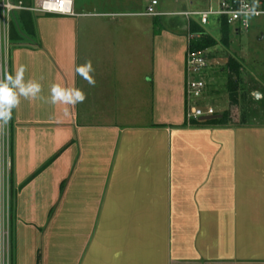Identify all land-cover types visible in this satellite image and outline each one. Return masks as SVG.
Wrapping results in <instances>:
<instances>
[{
	"label": "crops",
	"instance_id": "crops-1",
	"mask_svg": "<svg viewBox=\"0 0 264 264\" xmlns=\"http://www.w3.org/2000/svg\"><path fill=\"white\" fill-rule=\"evenodd\" d=\"M179 1L156 8L192 9ZM151 2L92 0L90 10L75 3V15L33 14L34 33L20 15L0 78L6 63L12 74L23 65L42 91L21 97L0 129V264L11 179L13 264H264V114H235L242 100L264 101V80L234 105L228 88L216 110L230 111L228 124H189V24L145 15ZM88 60L94 87L75 71ZM53 84L86 99L53 105Z\"/></svg>",
	"mask_w": 264,
	"mask_h": 264
},
{
	"label": "built area",
	"instance_id": "built-area-1",
	"mask_svg": "<svg viewBox=\"0 0 264 264\" xmlns=\"http://www.w3.org/2000/svg\"><path fill=\"white\" fill-rule=\"evenodd\" d=\"M218 8L210 6L208 9H186L178 13H164L156 8L158 0H152L148 5L145 15L163 16L166 14H175L184 17L188 24L196 21L202 27L210 23L212 15L220 18V22H227L230 26L235 27L237 33L242 30H248L252 26L253 18H263L264 14L248 19L244 16L235 18L234 13L239 8V0H217ZM251 5L252 0H245ZM28 11L32 14H58V15H75V0H33L30 3L24 0H0V52L7 56L12 46L11 27L15 12ZM264 13V0H259V9ZM247 19V23L245 20ZM263 39H264V32ZM189 44L191 35L188 31ZM210 60L205 51H193L188 47L186 55V97H187V120L191 122L193 119H200L206 115L217 114L216 109L207 105L202 107L196 105L197 99L204 97L207 81L204 72L210 66ZM5 68L9 72L8 64L2 67V75L4 76ZM3 184L2 194V229H1V264H13L12 253V234L10 220V192L9 183ZM7 210V211H6ZM7 212V213H6Z\"/></svg>",
	"mask_w": 264,
	"mask_h": 264
},
{
	"label": "rangeland",
	"instance_id": "rangeland-1",
	"mask_svg": "<svg viewBox=\"0 0 264 264\" xmlns=\"http://www.w3.org/2000/svg\"><path fill=\"white\" fill-rule=\"evenodd\" d=\"M30 2L33 0H24ZM92 0H75L77 5H82L85 9L90 10V2ZM165 2L167 8L173 9V0H160ZM192 1V3L190 2ZM189 2V3H188ZM186 4V8L192 9H208L210 6L218 8L217 0H180L178 8ZM190 4V7H188ZM185 8V7H184ZM12 24L16 26L19 32L20 13L15 12ZM223 23L220 22V18L216 15H212L210 23L205 26L206 31L216 39L217 44L205 50V54L208 55L210 60V66L204 72L205 80L207 81V89L209 91L219 93L215 98L218 101L213 102V95L201 97L196 100L195 104L206 107L207 105L213 106L216 110L223 109V103L228 100V88H231L230 77L234 76V79L238 81V93L244 96L252 88L255 80H264V39L260 40L259 36L261 32H264V19L253 18L252 26L248 30H242L241 33H236L234 26H229V44L225 45L222 42L223 37ZM31 36V34H30ZM235 60L237 71H234L231 63ZM222 95V96H221ZM235 113L236 116L242 120H247L250 116L261 118L264 114V101L254 102L250 98L248 101L242 100L240 107ZM7 133V131H5ZM10 188V184H9ZM7 190V186H6ZM10 196V220L12 216V198ZM7 211V210H6ZM7 213V212H6Z\"/></svg>",
	"mask_w": 264,
	"mask_h": 264
},
{
	"label": "clouds",
	"instance_id": "clouds-1",
	"mask_svg": "<svg viewBox=\"0 0 264 264\" xmlns=\"http://www.w3.org/2000/svg\"><path fill=\"white\" fill-rule=\"evenodd\" d=\"M259 9V0H252L251 5L245 0H239V8L232 13L235 18L244 16L248 19L259 16L261 14ZM247 23V19L245 20ZM26 67L21 65L15 70L14 74L9 73L7 69L4 70L3 78H0V129H3L9 124L12 119L13 109L20 104V98L34 100L40 98L42 91L40 83L28 80L25 81L24 73ZM76 74L85 80L89 85L95 86V79L92 75L94 72L92 62L85 61L75 69ZM86 99V94L76 87H64L60 84H53L50 89L49 103L72 105L83 103Z\"/></svg>",
	"mask_w": 264,
	"mask_h": 264
},
{
	"label": "trees",
	"instance_id": "trees-1",
	"mask_svg": "<svg viewBox=\"0 0 264 264\" xmlns=\"http://www.w3.org/2000/svg\"><path fill=\"white\" fill-rule=\"evenodd\" d=\"M30 1V0H29ZM31 2V1H30ZM29 2V3H30ZM21 19L24 29L29 33H34L35 31V22H34V16L31 12L28 11H22L21 12ZM223 37L222 42L225 45L229 44V24L227 22H223ZM189 33L191 35L190 38V49L193 51H205L206 49L215 46L217 44V41L215 38H213L205 29V27H202L199 25L196 21H191L189 25ZM11 38L13 40L19 39V34L17 32L16 26L12 24L11 27ZM234 60V59H232ZM232 68H234V71H237L235 60L233 63H231ZM231 88H230V102L232 105L239 103V93H238V81L234 79V76L230 77ZM223 116L221 118H216L213 120H206L201 121L199 119H193L191 122H188L189 124L193 126H201V125H226L230 122V111L226 110L222 112ZM244 121V120H243ZM10 194H11V200H12V213L14 211V199H15V188H14V182L13 179H11L10 183ZM13 215L11 216V234H12V252H13V245H14V239H13Z\"/></svg>",
	"mask_w": 264,
	"mask_h": 264
},
{
	"label": "water",
	"instance_id": "water-1",
	"mask_svg": "<svg viewBox=\"0 0 264 264\" xmlns=\"http://www.w3.org/2000/svg\"><path fill=\"white\" fill-rule=\"evenodd\" d=\"M259 39L260 40L263 39V33L260 34ZM258 96H259V93H256V97H258ZM222 116H223L222 114L206 115V116L200 117L199 120H201V121L213 120V119H216V118H221Z\"/></svg>",
	"mask_w": 264,
	"mask_h": 264
}]
</instances>
